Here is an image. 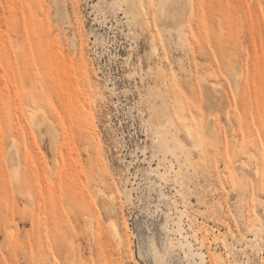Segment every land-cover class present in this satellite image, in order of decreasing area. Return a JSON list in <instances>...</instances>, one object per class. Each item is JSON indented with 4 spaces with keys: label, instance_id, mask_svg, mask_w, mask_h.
<instances>
[{
    "label": "rangeland",
    "instance_id": "374dc122",
    "mask_svg": "<svg viewBox=\"0 0 264 264\" xmlns=\"http://www.w3.org/2000/svg\"><path fill=\"white\" fill-rule=\"evenodd\" d=\"M0 264H264V0H0Z\"/></svg>",
    "mask_w": 264,
    "mask_h": 264
},
{
    "label": "bare ground",
    "instance_id": "6f19581e",
    "mask_svg": "<svg viewBox=\"0 0 264 264\" xmlns=\"http://www.w3.org/2000/svg\"><path fill=\"white\" fill-rule=\"evenodd\" d=\"M116 229V228H115ZM116 231V230H115Z\"/></svg>",
    "mask_w": 264,
    "mask_h": 264
}]
</instances>
